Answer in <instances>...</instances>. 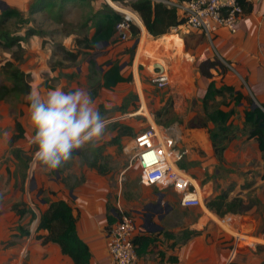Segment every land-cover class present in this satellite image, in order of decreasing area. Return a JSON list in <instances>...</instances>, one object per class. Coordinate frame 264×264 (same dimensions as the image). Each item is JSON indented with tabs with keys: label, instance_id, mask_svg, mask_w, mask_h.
Masks as SVG:
<instances>
[{
	"label": "rangeland",
	"instance_id": "obj_1",
	"mask_svg": "<svg viewBox=\"0 0 264 264\" xmlns=\"http://www.w3.org/2000/svg\"><path fill=\"white\" fill-rule=\"evenodd\" d=\"M152 1L158 2L159 0ZM93 2L95 8L101 7V9L97 10L90 19V25H85L89 28L80 29L79 27V29L72 30L77 26H64L53 32H37V35L42 34L43 38L48 39L41 42L44 50L42 57H48L46 66L55 67L57 71L52 78L45 79L48 74L45 72L44 63H41V69L36 66L38 73L35 76H32L31 72L27 73L26 81L29 82L30 87L33 84V87L39 91L57 88L67 91L77 87L88 90L100 114L108 121L105 132L95 145H86L83 149L77 150V154L73 156L72 160L61 168L43 171L31 167L35 149L28 143V137L33 132L28 136L23 135L21 138H15L17 136L14 127V122L17 121L16 117L13 120V126L5 128L7 129L6 142L4 143L3 139H0V153H2L0 156V237H2L0 240V264H32V252H35L36 247L40 244V240L36 239L38 234L36 226L40 213L47 207L46 204H43L42 199L48 202L65 199L69 202L71 196L82 194L81 192L86 193L96 183H99L107 202L106 218L109 209H117L118 200H120L121 211L130 213L125 206H122V202L131 201L133 204L134 202L141 204L147 199L155 200L156 195L162 192L170 194L174 204L179 205L178 196L170 190L144 187L139 181V172L133 159L132 141L134 135L148 125L142 114L149 118L152 117L158 125L175 127L179 136L176 149L181 155H185H182L179 166H182L181 168L197 180L205 201L209 199L206 195L209 189L218 193L228 191L229 198L241 195V191H239L232 196L235 182L231 181L225 187V183L220 180H224L228 174L236 175L237 179L242 167H248L252 178L259 175V172L254 168L259 167L260 164L258 165L257 159L251 158V147H247L242 160L231 156L233 160L225 167L223 164L218 166L216 160L210 156L211 151L200 148L198 150L197 144L194 143L195 140H201L200 144L209 143L208 131L212 129L213 125L204 118L201 100L210 80H214L217 86L224 83L240 90L245 95L249 94V88L244 78L232 71L226 62L217 57L213 44L198 32L185 31L179 27L157 38L145 31V40L150 47L143 51V54L141 53L140 59L134 64L139 40L143 34L138 25L139 34L136 38H122L119 32L114 35L109 46L97 45L95 52H99L101 55L96 59L97 67L92 69L86 62L88 54H85L83 46L76 44L75 41L93 33L104 5L107 4L114 10L106 0H93ZM111 2L116 5V2ZM54 15L55 12L52 16ZM134 17L140 21L137 15ZM46 18L47 16L44 19ZM26 24H29L28 19L15 16L1 28L7 29L10 33L8 35L13 34L15 37L22 38V35L18 36L16 33L20 26ZM170 36L181 40L180 51L171 43L159 45L163 39ZM70 38L72 40L68 42ZM157 42L160 43L155 44ZM4 45H0V85L9 86L12 80L8 77V71L4 70L3 66L7 61H10L9 64L13 68L21 70L20 66L23 64L25 71L29 70L32 65V57L29 55L31 52H27V50L30 49L31 42L28 48H22L21 52L16 46L6 48ZM146 48L148 47L146 46ZM68 54L77 55L76 60L70 61ZM211 57L217 58L227 67L228 71L224 76L214 70H210L211 79L200 74L197 69L198 63ZM109 64L118 65L123 77H131V80L117 83L110 89L103 88V74L109 69ZM156 64L163 66L169 76L170 83L164 88H158L150 81L151 71ZM63 70L68 71L64 72ZM137 82L140 88L137 87ZM25 97L26 95H12L5 99L6 103H2V105H8L9 110L16 109L18 104L28 105ZM216 101L219 103L216 105L223 110L232 107L228 102L230 101L228 96H225L224 99H216ZM142 104L144 110L141 111ZM243 106L241 104L235 107V112L230 119L238 136L234 140L243 138L239 132ZM20 115H23V111H20ZM19 124L21 125V122ZM118 126L130 127L131 133L119 138V143L116 144L112 142V137L119 133ZM3 133L5 134L4 131L0 132V134ZM196 137L198 138L196 139ZM195 153L199 158L194 157ZM261 158L264 160V155ZM47 181H52L50 188H47ZM253 185L254 182H243L240 186L241 189H248L244 198L249 204H252V208L245 213L224 215L226 216L224 220L227 217L236 216L237 221L241 222L238 225L242 230L223 226L217 221L222 229L231 236V241L236 245V251L242 261H248L253 256V251L264 255V231H262L264 228V186L254 185L252 187ZM143 188L147 190L144 193L145 198ZM14 204L18 205V211L23 212L22 216L19 217L12 210ZM198 208L201 213L194 214L193 209H184L180 213L189 223L202 212H206L204 202L203 206ZM25 232L27 235H23ZM243 235L250 237L247 239L248 241L241 238ZM185 236L186 233H184ZM251 238L257 239V241ZM232 264H239V261L234 260Z\"/></svg>",
	"mask_w": 264,
	"mask_h": 264
},
{
	"label": "crops",
	"instance_id": "obj_2",
	"mask_svg": "<svg viewBox=\"0 0 264 264\" xmlns=\"http://www.w3.org/2000/svg\"><path fill=\"white\" fill-rule=\"evenodd\" d=\"M0 1L5 3L6 9L15 10L22 19H28L29 21V24L20 26L16 33L18 36L22 35L21 48L25 49L26 47L27 49L31 42L30 49L27 52H31L29 55L32 57V65L29 70L25 71L22 64L20 66L21 70L26 74L31 72L32 76H35L38 73L36 66L41 69L40 65L44 63L45 72L48 74L45 79L52 78L57 69L53 70L51 67L46 66L48 57H42L44 50L41 42L48 39L43 38L42 34L37 35V32H53L55 29L59 30L64 26H77L73 27L72 30H75V28L79 29V27L80 29L89 28L85 25L89 26L91 23L90 19H92L97 10L101 9V7L95 8L93 0ZM249 1L252 5V10L249 14L242 16L237 24L236 33L230 34L225 29H220L215 35L212 44L217 57L226 62L232 68V71L244 78L249 88L248 95L253 102L260 105L264 104V0ZM54 12L55 15L52 16ZM45 16H47L46 19H44ZM53 25L54 27H52ZM28 30L33 31V34L27 36L26 32ZM70 40L72 39H68V42ZM63 71L66 72L68 70ZM134 75L136 77L135 69ZM33 90L38 89L31 84L30 93ZM46 91L50 90H41L39 92L46 94ZM0 103V132H5V134H0V139H3L4 143L7 139V129L5 128L13 126L15 117L19 123L21 122L24 136H28L33 132L28 119L29 106L27 104H18L16 109L9 110L8 105H2V103L6 102L1 101ZM20 111H23V115H20ZM199 139L201 138L199 137ZM194 143L197 144V149L211 151L210 156L215 159L210 140L209 143L200 144L201 140H195ZM247 147H251V158L257 159L258 165L260 164L259 167L254 168V170L259 172V175L252 178V173L248 171V167H242L239 170L240 175L237 179L236 175L228 174L224 180H220V182L225 183V187L231 181L235 182L232 196L236 192L241 191V195L238 197L243 200H245L244 195H246L245 193L248 190L240 188L243 182H254V185L264 186V160L261 158L263 155L258 151L253 140L242 138L228 143L223 153L224 160L222 163L223 166L227 167L228 163L233 160L231 159L233 156L242 160ZM197 153H195V158H199ZM51 183L52 181H47V188H50ZM102 191L101 184L96 183L88 192L75 194L69 200L72 214L77 219V235L90 250V264H111V259L105 247L108 231L105 230L107 225L105 216L107 202ZM142 191L145 198L144 193L147 190L143 188ZM217 193L209 189L206 195L210 199L215 197ZM156 197L155 200H144L141 204L140 202L138 204L134 202L133 204L131 201L128 203L122 202V206H125L130 213L121 211L119 207L121 205L120 200L116 204L117 209H111V213L116 220L119 216V211L140 219L145 229L144 235H148L153 240L147 252L138 257L137 264H232L234 260L239 261V264H264V255L255 251L252 252L253 256L251 255L252 257L248 261H242L236 251V245L231 241V236L217 223V221H220L221 223H219L223 226L232 229L238 228L241 231L242 228H239L238 225L240 221H237L236 216L233 217V220H228V218L224 220L226 216L218 217L206 209L205 213L202 212L194 221H189L188 223V220L180 213L185 208L175 205L170 194L162 192L157 194ZM158 201L159 204H157ZM203 202H205V197H203ZM192 209L194 214L201 213L199 208ZM222 221H225L228 225L222 224ZM184 233H186L185 237ZM190 233H195V235L188 237ZM243 237L247 238L245 235ZM23 255L25 256V252ZM31 261L32 264H71V260L61 254L56 244H38L35 252H32Z\"/></svg>",
	"mask_w": 264,
	"mask_h": 264
},
{
	"label": "trees",
	"instance_id": "obj_3",
	"mask_svg": "<svg viewBox=\"0 0 264 264\" xmlns=\"http://www.w3.org/2000/svg\"><path fill=\"white\" fill-rule=\"evenodd\" d=\"M113 2L122 0H111ZM179 3L188 2L190 0H176ZM242 12L247 15L252 10V5L249 0H238ZM133 13L140 19L145 31L152 37H160L168 34L172 29L183 24V20L179 18L177 11L162 2L152 0H127L125 3ZM32 10V8H31ZM17 15L15 10L6 9L0 13V45L5 44L6 48L16 46L21 52L20 41L21 37L8 33L7 29H2L1 26ZM22 19V18H21ZM122 22V16L112 10L107 4L104 5L103 11L100 12L99 21L95 24V29L90 37L77 39L76 44L82 45L84 53L88 54L86 60L90 68L97 67L96 59L101 55L95 52L97 45L103 47L109 46L116 34V27ZM33 34V31L28 30L27 36ZM139 34V29L134 24H129L130 37L136 38ZM70 61H75L77 55L68 54ZM14 58V57H13ZM10 62V61H9ZM7 61L3 69L8 71V77L12 80L9 86L0 85V102L11 97L12 95H28L31 91L29 82L26 81L27 74L23 71L13 68ZM55 69V67H51ZM197 69L200 74L208 79L212 78L210 70L218 72L224 76L228 69L217 58H207L198 63ZM131 77H123L118 65L109 64V69L103 74L102 86L105 89H110L117 83L130 81ZM228 96L232 107L223 110L217 106L216 99H224ZM202 110L206 121L210 122L213 127L208 131L209 140L211 142L213 155L220 166L223 163V153L229 142L236 139V129L231 124V117L234 114V108L239 105H244L240 115V135L246 140H253L258 151L264 155V104L252 106L253 100L243 94L240 90L234 89L232 86L220 84L216 85L214 80H210L206 86L204 95L201 100ZM227 107V105H225ZM14 127L17 133L15 138L23 136V129L18 121L14 122ZM120 130L117 135L112 137V142L119 143V138L128 136L131 133V128L128 126H118ZM77 153L75 152L73 156ZM182 167V166H181ZM264 178V176H263ZM41 193V191H38ZM43 204L47 207L40 213L36 226V239L40 240L41 245L56 244L62 255L71 260V264H90V250L88 246L79 238L76 231V217L72 214L70 203L63 199L55 201H46L42 199ZM207 210L216 214L218 217H223L226 214H241L248 212L252 208V204L238 197L229 198L228 191H221L215 197L207 199L204 202ZM16 204L12 205V210L20 217L22 211L17 210ZM116 219L108 211L106 218L105 230L115 223ZM264 231V228L262 229ZM42 232V233H40ZM27 235V232L23 233ZM195 233L188 234L194 236ZM186 240V238H185ZM135 254L137 257L145 254L152 244L153 240L148 235L136 236L133 240Z\"/></svg>",
	"mask_w": 264,
	"mask_h": 264
},
{
	"label": "built area",
	"instance_id": "obj_4",
	"mask_svg": "<svg viewBox=\"0 0 264 264\" xmlns=\"http://www.w3.org/2000/svg\"><path fill=\"white\" fill-rule=\"evenodd\" d=\"M126 2L127 0L116 1L117 7L113 8L122 16V22L116 27V33L120 32L122 38L130 37L129 24L138 26L130 17L136 14L125 6ZM158 2L177 11L179 18L183 20L179 28L196 31L211 44L220 29L235 34L237 24L244 15L238 0H190L183 3L176 0H159ZM150 81L158 88H164L170 83L166 70L162 68L160 71L155 67L151 71ZM140 110L142 111V108ZM144 118L148 122L147 127L137 132L132 141L133 159L139 172L140 183L145 187L170 190L178 196L182 208L202 207L203 196L198 183L179 166L184 154L181 155L176 149L179 136L175 127L158 125L149 116L144 115ZM144 233L145 229L140 219L119 211L117 220L107 231L105 241L111 264H137L138 257L135 254L133 240Z\"/></svg>",
	"mask_w": 264,
	"mask_h": 264
},
{
	"label": "clouds",
	"instance_id": "obj_5",
	"mask_svg": "<svg viewBox=\"0 0 264 264\" xmlns=\"http://www.w3.org/2000/svg\"><path fill=\"white\" fill-rule=\"evenodd\" d=\"M33 134V169L51 171L72 160L86 145H95L103 136L108 121L100 114L91 94L84 88H57L46 94L33 90L25 97Z\"/></svg>",
	"mask_w": 264,
	"mask_h": 264
},
{
	"label": "bare ground",
	"instance_id": "obj_6",
	"mask_svg": "<svg viewBox=\"0 0 264 264\" xmlns=\"http://www.w3.org/2000/svg\"><path fill=\"white\" fill-rule=\"evenodd\" d=\"M107 1V3L111 6V7H113V8H115L116 9V7L117 6H115V4H113L110 0H106ZM130 17H131V19H134L136 22H137V24L140 26V29H141V31H142V36H141V38H140V40H139V44H138V48H137V54H136V58H135V62H134V64L136 63V61H138L139 59H140V57H141V53L143 52V51H146L147 49H149V47H150V45H148L147 44V42H146V40H145V29H144V27H143V25L141 24V22L136 18V17H134V16H132V15H130ZM150 43V42H149ZM160 42H157V43H155V44H159ZM167 43H171V45H175V47H177V49H178V51H180L181 50V40L179 39V38H177V37H175V36H170L169 38H166V39H163V42H161L159 45H162V44H164V45H166ZM146 46L148 47V48H146ZM174 47V46H173ZM177 52V51H176ZM143 54V53H142ZM163 67V66H162ZM137 87L138 88H140L139 87V83L137 82ZM142 109L144 110V105L142 104ZM145 115V114H144ZM230 220H233V218H229ZM220 222V221H219ZM223 223L222 224H227L225 221H222ZM221 223V222H220ZM228 225V224H227ZM229 230V229H228ZM241 238H243L245 241H248L247 239H249L250 237H241ZM251 239H253L254 241H257V239H254V238H251Z\"/></svg>",
	"mask_w": 264,
	"mask_h": 264
},
{
	"label": "water",
	"instance_id": "obj_7",
	"mask_svg": "<svg viewBox=\"0 0 264 264\" xmlns=\"http://www.w3.org/2000/svg\"><path fill=\"white\" fill-rule=\"evenodd\" d=\"M6 8L7 7H6L5 3L3 1H0V11L3 12V11L6 10ZM155 68H157L160 71H162V67L160 65H158V64L155 65ZM252 106H258V105L255 102H253V105ZM157 204H159V201H158Z\"/></svg>",
	"mask_w": 264,
	"mask_h": 264
}]
</instances>
